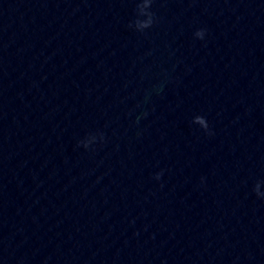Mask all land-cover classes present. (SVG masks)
Here are the masks:
<instances>
[{
  "label": "water",
  "instance_id": "95a60500",
  "mask_svg": "<svg viewBox=\"0 0 264 264\" xmlns=\"http://www.w3.org/2000/svg\"><path fill=\"white\" fill-rule=\"evenodd\" d=\"M0 264H264V0H0Z\"/></svg>",
  "mask_w": 264,
  "mask_h": 264
}]
</instances>
